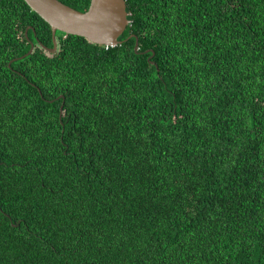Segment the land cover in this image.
I'll return each mask as SVG.
<instances>
[{
    "label": "trees",
    "instance_id": "16d2710c",
    "mask_svg": "<svg viewBox=\"0 0 264 264\" xmlns=\"http://www.w3.org/2000/svg\"><path fill=\"white\" fill-rule=\"evenodd\" d=\"M125 3L50 53L0 0V264H264V0Z\"/></svg>",
    "mask_w": 264,
    "mask_h": 264
},
{
    "label": "water",
    "instance_id": "95a60500",
    "mask_svg": "<svg viewBox=\"0 0 264 264\" xmlns=\"http://www.w3.org/2000/svg\"><path fill=\"white\" fill-rule=\"evenodd\" d=\"M23 1L50 26L53 43L52 48L48 49L50 53H54L57 48V31L65 35L82 37L95 45L113 47L121 43L118 38L130 25L125 0H90L85 12L77 11L59 0ZM29 28L26 29L25 34ZM129 38L135 37L130 35ZM33 48L34 45L31 43L29 51L20 59L30 55ZM42 48L47 49L44 46ZM137 50L138 41L135 38L134 51ZM62 109L63 104L59 108L60 118Z\"/></svg>",
    "mask_w": 264,
    "mask_h": 264
}]
</instances>
